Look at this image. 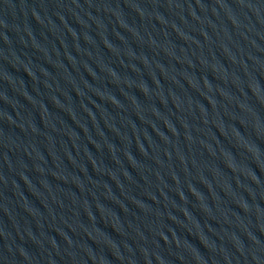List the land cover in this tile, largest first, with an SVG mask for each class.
Masks as SVG:
<instances>
[{
	"label": "water",
	"instance_id": "obj_1",
	"mask_svg": "<svg viewBox=\"0 0 264 264\" xmlns=\"http://www.w3.org/2000/svg\"><path fill=\"white\" fill-rule=\"evenodd\" d=\"M0 264H264V0H0Z\"/></svg>",
	"mask_w": 264,
	"mask_h": 264
}]
</instances>
